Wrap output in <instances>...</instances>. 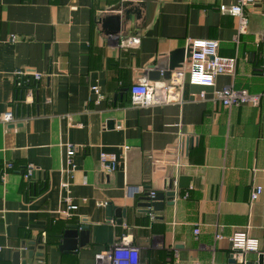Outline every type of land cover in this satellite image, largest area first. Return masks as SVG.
<instances>
[{
    "label": "crops",
    "instance_id": "crops-1",
    "mask_svg": "<svg viewBox=\"0 0 264 264\" xmlns=\"http://www.w3.org/2000/svg\"><path fill=\"white\" fill-rule=\"evenodd\" d=\"M129 1L0 0V264H15L31 242V264H103L126 238L143 264H229L236 232L264 241V0L245 8L249 23L239 43L238 18L220 11L238 0L135 1L140 18L119 38L106 35L100 19L122 14ZM190 40L218 41L220 56L237 57L236 74L218 76L214 87L192 85L182 63L184 77L172 72L171 79L184 84L182 102L139 107L128 93L118 96L158 59L184 55ZM19 71L43 74L25 78L30 88L20 99ZM226 86L260 94V105L225 109L213 96ZM10 110L16 122L5 126L1 116ZM68 145L76 149L72 178ZM103 153L117 156L114 172L102 167ZM4 164L15 169L4 175ZM28 165L35 168L31 190ZM180 167L191 181L174 206H138L137 189L153 177L163 186ZM255 186L263 193L253 202ZM67 198L76 206L69 215ZM109 204L126 210L121 225L108 220ZM71 224L88 225L90 241L68 254L60 246Z\"/></svg>",
    "mask_w": 264,
    "mask_h": 264
},
{
    "label": "built area",
    "instance_id": "built-area-1",
    "mask_svg": "<svg viewBox=\"0 0 264 264\" xmlns=\"http://www.w3.org/2000/svg\"><path fill=\"white\" fill-rule=\"evenodd\" d=\"M255 0H238L237 3L227 6L222 5L220 11L224 14L236 17L239 20L238 33L234 38L236 43H239V38L242 34H245L248 27V17L245 13V8L253 4ZM13 41L16 37L12 38ZM264 41V34H263ZM137 40L131 41L129 45H135ZM192 47V54L190 57V70L189 72V82L192 85L214 87L215 80L220 75H232L236 74L238 60L237 57H223L219 55V42L216 40H193L189 41ZM186 71V70H185ZM185 71L176 72L178 76L182 78L185 75ZM264 75V67L262 69ZM16 89H22L26 91L27 81L25 78L32 77L37 81L42 80L43 74L31 72V71H19L16 73ZM172 79V77H171ZM169 84L161 87L157 83H148L145 86H131V101L133 105L139 107H147L152 105H161L172 102H182L183 101V82L171 80ZM95 93L99 98H103L99 89L97 87L93 88ZM28 91V90H27ZM177 92V93H176ZM26 100L31 99L32 93H27ZM201 98H205V94L200 95ZM262 96L260 94H252L247 90H238L234 86H226L222 89L215 90L213 100L222 104V106L230 110L235 107L243 105L259 106L261 103ZM1 122L5 125H11L16 122L15 113L10 110L2 114ZM129 148L125 147L124 150L127 151ZM76 153L74 146H67V157H68V167L70 174L69 177L72 178V173L74 172L75 165L73 163V156ZM100 162L104 169L114 172L117 169L118 158L115 154L103 153L100 156ZM13 164H4V175L13 169ZM35 172V168L32 165L26 167L24 174V179L31 182V177ZM65 189H68L69 185L66 183L63 185ZM136 191H141L137 189ZM263 193L262 186H255L251 192V200L256 202L259 200ZM155 194L152 193L151 196ZM68 202L66 215H69L71 211L76 210V206L71 202L70 198L66 200ZM195 235L200 234L198 228L194 231ZM217 239H222L221 236H217ZM230 242L232 245V252L230 259L235 260L236 264H248L250 255H257L258 257L263 256L264 258V241L257 238H252L247 232H236L230 237ZM105 259L103 264H143L140 261V251L137 247L133 246L128 239H124L120 244L113 246L109 251L103 255Z\"/></svg>",
    "mask_w": 264,
    "mask_h": 264
},
{
    "label": "water",
    "instance_id": "water-1",
    "mask_svg": "<svg viewBox=\"0 0 264 264\" xmlns=\"http://www.w3.org/2000/svg\"><path fill=\"white\" fill-rule=\"evenodd\" d=\"M139 0H132L121 5L122 14H113L106 16L100 19V23L103 27V30L106 35L119 38L121 32L127 29V26L134 21L133 16L139 19L142 9L139 5L135 6L133 2ZM152 13V8L149 5L146 9L147 20L150 18ZM192 54V47L189 46L185 49V54L180 58H176L177 55L169 54V56L160 58L152 64L147 71L140 73V76L134 81L132 86H145L148 83L160 82V81H169L172 77V72L181 71V64L184 63L187 66L190 65V57ZM189 59V61H188ZM171 61H179L177 65L173 64ZM187 61V62H186ZM131 97V88L121 89L119 92V97H122L124 94ZM110 127H113V122L109 123ZM188 146L187 138L183 139L182 147L185 148ZM176 176L173 178H166L164 180L163 186H159V180H153L151 185L146 186L141 191H137V194L143 195L140 198L142 203L138 204L139 207L144 209H152L153 212H161L165 208L164 201L166 200L167 206H174L175 200L180 190H188L191 177L184 175V170L182 167L176 172ZM154 176V174H153ZM162 187V188H161ZM154 193V196L151 194ZM150 213V210H146ZM106 216L108 220H113V217L116 218V223L118 225L122 224V219L126 216V210L115 208L109 204L106 208ZM68 230L62 236V244L60 249L68 254L74 253L79 248H83L89 244L90 241V227L86 224H71L67 228ZM35 242H31L30 246H26L25 243L22 244L21 251L17 252L14 255L15 264H27L26 260L21 262L22 258H25L28 255L30 261L28 264L32 263L34 256V246ZM40 249L42 247L40 246ZM41 257V256H40ZM229 264H236L235 260L230 259ZM249 264V263H248ZM259 264H264L263 256L259 257Z\"/></svg>",
    "mask_w": 264,
    "mask_h": 264
},
{
    "label": "trees",
    "instance_id": "trees-1",
    "mask_svg": "<svg viewBox=\"0 0 264 264\" xmlns=\"http://www.w3.org/2000/svg\"><path fill=\"white\" fill-rule=\"evenodd\" d=\"M30 86V83H28L27 84V89L28 88H30L29 87ZM17 93H18V98L20 99V96H21V98H23V96L25 95V89L24 90H22V89H19V91H17ZM14 166V165H13ZM15 169V166L13 167V169L12 170H10L11 172L13 171ZM28 184H29V187H30V190L32 189V183L30 182V181H28ZM38 189V188H37ZM42 189V191H43V186L42 187H40V190ZM37 190H36V188H35V192H36Z\"/></svg>",
    "mask_w": 264,
    "mask_h": 264
}]
</instances>
